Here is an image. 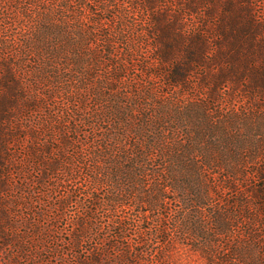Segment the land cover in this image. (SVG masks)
Masks as SVG:
<instances>
[{
    "label": "trees",
    "instance_id": "16d2710c",
    "mask_svg": "<svg viewBox=\"0 0 264 264\" xmlns=\"http://www.w3.org/2000/svg\"><path fill=\"white\" fill-rule=\"evenodd\" d=\"M111 1L140 6L150 29L139 27L136 40L150 37L154 44L156 70H137L129 79L134 88L124 92L116 83L127 79L123 69L134 61V51L127 45L119 57L115 45L129 25L105 34L99 19L86 28L85 0H79L78 10H72V0H0V252L12 250L14 260L8 264H60L84 241H94L85 258L75 256L73 264H138L131 258L127 229L146 237L137 245L165 242L162 219L170 212L165 206L170 193L180 203L176 228L193 236L195 251L211 243V235L228 234L239 219L245 221L249 243L260 244L261 222L251 219L264 217V159L256 155L264 134V24L255 19L251 0H226L219 15L216 0H187L178 14L157 9L160 0ZM184 14L202 16L197 34L182 32ZM98 42L101 49L92 45ZM104 65L112 70H96ZM212 66L218 70H209ZM200 68L204 73L197 75ZM194 76L205 91L203 103L184 102L179 95ZM162 79L172 93L156 86ZM238 93L256 104L252 108L259 105L261 115L254 123L209 107L221 99L236 100ZM47 126L54 136L43 141ZM23 138L24 162L28 172L36 173L31 183L41 197L31 200L34 210L22 204L26 213H19L20 202L13 199H19L14 190L21 188L14 187L12 176L24 168L11 147ZM74 146L68 159V148ZM81 167L87 180L85 215L72 220L64 240L58 224L77 203L72 200L76 188H65L55 201L46 191L59 172L72 182ZM220 167L231 175L218 182ZM243 183V192L237 191ZM225 191L234 193L231 202L222 198ZM127 208L151 219L150 227L142 223L132 230ZM103 229L110 232L104 236ZM59 243L71 247L68 253L60 251ZM229 247L227 252L240 257ZM110 249H116L114 255ZM149 249H136L137 260Z\"/></svg>",
    "mask_w": 264,
    "mask_h": 264
},
{
    "label": "rangeland",
    "instance_id": "374dc122",
    "mask_svg": "<svg viewBox=\"0 0 264 264\" xmlns=\"http://www.w3.org/2000/svg\"><path fill=\"white\" fill-rule=\"evenodd\" d=\"M57 0H52V4H55ZM185 1L187 0H160V5L157 7L160 8V6L165 7L164 9L168 10L170 13L178 14L179 12L183 11V5L185 4ZM236 3H238V0H235ZM215 3V10L220 14L223 10V6L226 3V0H216ZM72 10H78L80 9L78 4L79 0H72ZM239 6L244 5L243 3H239ZM247 5V4H245ZM250 5L254 14L255 19L257 22H260L264 24V0H251ZM204 6H207L204 4ZM11 7H15V4H11ZM161 7V8H162ZM205 8V7H204ZM203 7L201 9H204ZM202 11V10H201ZM85 16V27L86 28H92L93 21L101 19V22L99 24V28L101 29L102 33L108 34L113 32L115 29L119 31L122 29L124 24L129 25V27L124 28L126 30L123 35H125L124 40H119L116 45L115 49L117 50V55L119 57H123V55L126 53L127 45H130L133 49V56L134 61H129L130 64L126 65V68L123 70L127 71V79L125 81H122L120 83H116V86L118 88H121L124 92V88H134L133 83L129 80L133 74H139L137 70H156L155 69V57H154V48H153V41L150 39V37H140V42H137V33L136 30H139L142 26L147 28V30L150 29L149 26V18L147 14L141 9L140 6L137 4H119L118 2H112L111 0H105L102 3H99L98 0H85V11L82 12ZM213 22L217 21V18L212 20ZM202 22L203 18L200 15H190V14H184L181 18V24L183 26L182 32L185 35L190 34H197V31H200L202 29ZM22 25H19V28L17 29L20 32V28H22ZM140 27V28H139ZM132 28V29H131ZM132 31L133 34H132ZM216 40H220L221 38L217 35L215 32ZM14 39V38H11ZM134 39V40H133ZM5 41H11L9 39L4 38ZM98 45L95 46L94 43H92L93 47H96L97 49H101L102 42H98ZM7 55V54H5ZM2 57L0 56V59ZM8 58L9 55H8ZM11 59V58H10ZM207 59H211V55H207ZM12 60V59H11ZM144 62H148L149 65L145 66ZM22 70H24L22 68ZM20 70V72H23ZM96 70H112L108 65H104L102 67L97 68ZM205 69H197V75H201L204 73ZM209 70H218V67L212 66ZM19 72V70H16ZM33 72L37 73L36 70H32ZM34 75V73H33ZM156 86L158 88L164 87V90L167 92L172 93V89L170 87H167L163 81L161 82L159 80L155 81ZM198 79L195 78V76L190 79L188 82V88L186 90H182L179 92V95L182 97V101L190 102L195 101L198 103H203L205 100V91L201 89L198 86ZM161 90V89H159ZM220 92L222 94H225V96L228 95L227 88L221 89ZM256 104H250V102L246 99V97H242L239 93L236 94V100H233L230 102V99L227 100L221 99L220 102L211 104L209 107L213 109L215 112H219L220 109L224 111H228V117H234L242 120L243 122H246L247 117L248 121L250 123H254L258 116L261 115L259 105H257L258 109L252 108ZM261 108H264L263 106H260ZM239 111V114H235V110ZM249 110V112H248ZM249 114V116H247ZM51 126H55L58 132V125L55 123L50 124ZM57 133L55 134V136ZM54 136L52 132L48 130L47 126V132L43 134L42 137L43 141H47L48 137ZM27 139L23 138V141L19 142L18 146H12L11 150L17 154V157L14 159L17 161L22 160L21 166L24 168V171L19 172V174L14 173L13 174V184L15 188H21V190L15 189L16 196L19 199H13L15 202H20L18 205H21V208H16V211L21 213H26V210H24L23 205L28 206L30 208H33V205L31 204V200L35 199L37 197H41V195L38 194L39 187L32 185L31 181L36 176L35 172H28V166L25 165L24 159V149L26 148ZM257 156L259 157V160L264 159V134L263 137L259 140V143L257 144ZM79 147V145H78ZM75 146L68 148V154L67 158L70 159L73 152H75ZM218 165H222V163H218ZM79 173H77V176L75 180L72 182H69L68 179H66L65 174L58 173V179L54 181V179H51L49 189L46 191L48 198L51 200H56V197H59V195L64 191L65 188H70L74 190L76 188V192L73 193V201L77 202L75 204H72L69 206L66 211L64 212L63 219L60 220L58 227L60 229L61 237L64 240L68 239V233L73 229L72 220L77 218L78 216H82V214L85 215V183L87 182L85 178V167H81ZM220 174V178H216L218 182L225 180V178L228 179L229 175H231L226 169H221V167L217 170ZM252 185L253 183H249ZM246 184L243 183L241 185H238L237 191L243 192V188ZM51 188V189H50ZM80 189V191H77ZM13 193V192H12ZM11 193V194H12ZM222 198L224 200H231L235 196L234 193L230 191H225L222 193ZM168 200L165 201V206L167 208H170V212L167 214H164V218L162 219V222L164 223L165 227L167 228V231L165 232L166 241L156 239L152 241V245L148 246L147 243H145V247L143 245H137V242H139L142 238L146 239V237H135L132 235L133 231H130L128 233L127 229V235L129 236V244L131 246L132 252L131 258L133 262H138V264H248L249 261L251 262H257V264H264V217L262 219L256 218L253 219L251 223L261 222L258 226L259 232L257 234L260 238V244L253 245L252 243H249V231L246 229V224L243 219H239L238 221H235L233 223L234 228L226 235L224 236H215L213 237L211 235V243L206 242L202 243L201 249L199 251H195L194 247L197 246L195 239L193 236H184L181 233V230L176 228L180 225L176 224L178 215H180V203L174 200L175 195L170 193ZM20 197H25V200L20 199ZM217 199V198H216ZM23 204V205H22ZM214 206L219 205L218 200H212V203ZM87 206V205H86ZM90 206V205H88ZM138 209L131 210L127 208L125 210L126 215L130 218V224L134 225L132 226V230H134L136 225H139L142 227V223L144 227H150L151 225V219H147L144 216H140L137 211ZM179 211V213H177ZM182 211V210H181ZM264 212V211H263ZM253 212L252 214H254ZM97 215H102V211H98ZM129 223V220L127 222V225ZM210 223V222H209ZM129 226V225H128ZM110 231L107 229H103L102 233L107 235ZM131 234L132 236H130ZM66 242V241H65ZM121 244V241L119 242ZM60 245V251H64V253H68L66 250H70L71 247L67 244L59 243ZM227 246H226V245ZM95 245L94 241H84L81 246L74 251V256L72 254L67 255L65 262H59L60 264H73L75 262V256H80L81 258H85V255H87V252ZM107 245V244H106ZM121 246H123L121 244ZM230 246L229 248L233 250L239 251L240 257H235L231 252H227L226 248ZM146 247H149L150 249L147 251V255H142L140 260L138 261L137 258H139V255L136 254V249L140 250L141 248L144 249ZM122 248V247H120ZM152 249V250H151ZM230 249V250H231ZM137 250V251H138ZM116 252V249L109 250L110 255H114ZM11 253L12 250L8 247H5L0 252V264H8L7 262L11 259ZM239 258V259H238ZM143 259H147V262H145ZM257 259V260H256ZM12 261L14 259H11ZM250 262V263H251ZM10 264V263H9ZM21 264H25V262H21ZM129 264V263H125Z\"/></svg>",
    "mask_w": 264,
    "mask_h": 264
}]
</instances>
